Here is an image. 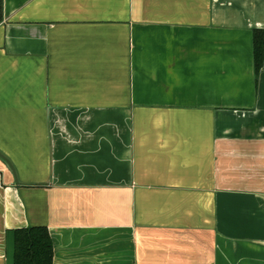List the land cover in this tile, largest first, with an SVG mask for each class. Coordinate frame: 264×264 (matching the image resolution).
Wrapping results in <instances>:
<instances>
[{
    "label": "crops",
    "instance_id": "crops-1",
    "mask_svg": "<svg viewBox=\"0 0 264 264\" xmlns=\"http://www.w3.org/2000/svg\"><path fill=\"white\" fill-rule=\"evenodd\" d=\"M264 0H2L0 264H264ZM264 48V37H263Z\"/></svg>",
    "mask_w": 264,
    "mask_h": 264
},
{
    "label": "trees",
    "instance_id": "trees-1",
    "mask_svg": "<svg viewBox=\"0 0 264 264\" xmlns=\"http://www.w3.org/2000/svg\"><path fill=\"white\" fill-rule=\"evenodd\" d=\"M2 0H0V21ZM264 29L253 30L254 66L258 69L264 56ZM12 264H52V242L45 226L15 228Z\"/></svg>",
    "mask_w": 264,
    "mask_h": 264
}]
</instances>
